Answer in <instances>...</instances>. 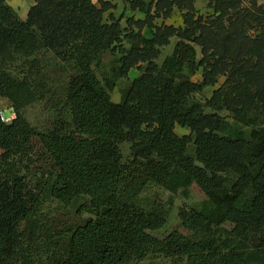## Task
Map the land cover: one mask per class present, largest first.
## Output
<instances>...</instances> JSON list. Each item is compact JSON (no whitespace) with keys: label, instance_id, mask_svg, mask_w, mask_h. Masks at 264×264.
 <instances>
[{"label":"trees","instance_id":"obj_1","mask_svg":"<svg viewBox=\"0 0 264 264\" xmlns=\"http://www.w3.org/2000/svg\"><path fill=\"white\" fill-rule=\"evenodd\" d=\"M99 3L35 0L21 19L0 0V96L15 111L10 122L0 119V264H141L152 256L264 264V3L207 0L211 10L200 12L194 0H154L144 18L123 22L122 14L104 17L112 3ZM174 7L182 25L154 21ZM107 52L115 58L103 70ZM134 67L113 101L116 78ZM207 86L211 93L198 97ZM58 90L64 115L37 129L24 108ZM36 150L44 172L34 188L27 171ZM191 183L206 201L178 208L187 232L153 235L167 210L145 206L142 193L157 186L186 196ZM46 197L83 199L87 216L55 225L42 210Z\"/></svg>","mask_w":264,"mask_h":264},{"label":"rangeland","instance_id":"obj_2","mask_svg":"<svg viewBox=\"0 0 264 264\" xmlns=\"http://www.w3.org/2000/svg\"><path fill=\"white\" fill-rule=\"evenodd\" d=\"M207 0H198L197 5L199 7L203 6V3H206ZM248 0H242L243 4H248ZM264 3V1H262ZM207 6V5H206ZM208 7V6H207ZM207 11V10H206ZM175 41V37H171L170 42L163 46L161 49V53L156 58V61L159 63L162 58L168 54L173 46ZM199 56V55H198ZM114 54H110L109 52L103 55V70H108L114 59ZM137 68H131L128 73V77H118L116 78V84L113 90L111 91V99L113 101H119L121 94L124 89L127 87L129 81L137 74ZM194 80H198L200 78V71L192 76ZM222 76L219 78V82L222 81ZM55 85L52 86L55 89ZM214 86L205 87L200 94L197 96L203 98L208 96L211 93V90ZM52 89V90H53ZM49 93L47 92L45 97L36 100L35 102L27 105L23 113L25 117L29 120V122L36 127L37 129L43 130L54 124L61 116L64 115L65 111L61 106L58 93ZM10 106V102L6 97L0 96V108H7ZM221 114L227 115L228 113L222 111ZM229 121L234 122L233 118L229 115L226 117ZM236 124V122H234ZM57 124V123H55ZM175 130L178 133L188 132V129L185 127H180L179 125L175 126ZM122 151L125 155H127L130 151V147L128 143L122 144ZM188 151L190 153H194L193 144H189ZM37 150L35 153L31 154V159L33 164H31L29 171H27V180L30 186L36 188L37 183L41 180V175L44 172V166L41 164V159L37 158ZM187 195L184 196L180 190L176 192H169L161 187L152 186L147 191L142 193V203L145 206H151L155 204H159L163 206L167 210V216L164 224L157 228L153 229L150 232L158 237H162L171 229H177L183 233L187 232L186 229L180 224L179 218L177 216L178 208L180 206H193L199 208L206 201V196L203 191L198 187L197 184L191 183L188 186ZM83 199H79L68 205H62L55 201L50 197H46L42 204V210L47 213V215L51 216L53 223L58 226H67L72 225L73 223L79 222L87 216V213L81 211L79 208V203L82 202ZM141 264H171L170 261L162 256H152L147 258Z\"/></svg>","mask_w":264,"mask_h":264},{"label":"crops","instance_id":"obj_3","mask_svg":"<svg viewBox=\"0 0 264 264\" xmlns=\"http://www.w3.org/2000/svg\"><path fill=\"white\" fill-rule=\"evenodd\" d=\"M35 0H5V2L16 12L17 16L21 19H24L27 15V11L29 7L34 3ZM99 6V0H92ZM112 3V6H109L106 8L103 12L104 17H107L108 15L112 14L113 16H119L123 15V18L121 21L123 22L125 17L131 16L135 19L137 18H144L145 16V10L149 7V5L152 4L154 0H141L143 3V9L139 8L138 5H131L130 0H103ZM198 0H194V6L197 10L200 12H208L210 11V7L206 6V3H203L202 7H199L197 5ZM264 0H259V2H262ZM207 10V11H206ZM156 23H166V24H172L174 26L182 25V12L177 8L174 7L171 14L166 17H157L154 20ZM143 33L146 36L151 35V31L148 27L143 28Z\"/></svg>","mask_w":264,"mask_h":264},{"label":"built area","instance_id":"obj_4","mask_svg":"<svg viewBox=\"0 0 264 264\" xmlns=\"http://www.w3.org/2000/svg\"><path fill=\"white\" fill-rule=\"evenodd\" d=\"M15 117V111L12 106L0 108V119L4 122H10Z\"/></svg>","mask_w":264,"mask_h":264}]
</instances>
